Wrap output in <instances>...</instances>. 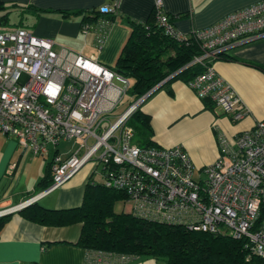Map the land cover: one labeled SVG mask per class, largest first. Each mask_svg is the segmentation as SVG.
<instances>
[{
    "label": "built area",
    "instance_id": "2783aa9c",
    "mask_svg": "<svg viewBox=\"0 0 264 264\" xmlns=\"http://www.w3.org/2000/svg\"><path fill=\"white\" fill-rule=\"evenodd\" d=\"M120 0L100 7L112 12ZM157 22L177 39V31L154 0ZM110 22L101 19L96 45L101 49ZM87 28L84 26L83 31ZM203 66L189 87L196 96L241 120L249 109L213 66L216 55L237 43L264 37V0L234 10L210 26L192 32ZM128 78L95 58L34 34L25 27L0 28V133L14 137L22 151L45 156L51 147L74 141L75 150H58L50 161L51 183L15 206L8 214L36 202L62 186L85 165L91 174L101 166L102 184L125 195L129 213L159 223L226 234L243 239L264 259V119L232 140L219 137L221 153L196 178L182 146H140L128 120L144 101L140 97L111 118L127 93ZM16 163H12L10 169ZM131 256L113 251H86V264H127ZM264 264V261H262Z\"/></svg>",
    "mask_w": 264,
    "mask_h": 264
},
{
    "label": "crops",
    "instance_id": "0c3cea01",
    "mask_svg": "<svg viewBox=\"0 0 264 264\" xmlns=\"http://www.w3.org/2000/svg\"><path fill=\"white\" fill-rule=\"evenodd\" d=\"M0 28L25 27L88 58L111 67L125 43L129 19L146 21L154 0H120L114 20L105 29L101 49L96 45L98 23L86 16L111 0H0ZM163 11L175 29L190 34L215 23L226 14L259 0H162ZM86 32L83 31L82 24ZM228 59L213 61L217 73L235 90L249 113L234 122L217 107L209 108L182 80L156 90L142 109L151 116L152 138L160 147L181 145L199 175L221 153L219 137L232 140L264 119V37L237 43L225 50ZM231 57V58H230ZM172 91L171 93L169 91ZM62 143V142H61ZM60 145L47 155L22 151L14 137L0 133V210L28 199L45 189L50 180V161ZM12 163L16 166L10 169ZM92 167L85 165L67 182L36 202L44 208L64 210L80 206ZM126 209L125 199L121 200ZM19 211V210H18ZM12 212L0 232V264H86V250L77 245L81 223L43 225Z\"/></svg>",
    "mask_w": 264,
    "mask_h": 264
},
{
    "label": "trees",
    "instance_id": "16d2710c",
    "mask_svg": "<svg viewBox=\"0 0 264 264\" xmlns=\"http://www.w3.org/2000/svg\"><path fill=\"white\" fill-rule=\"evenodd\" d=\"M1 4L0 1V8ZM86 16L92 17L94 23L101 19L111 22L115 17L111 12H101L100 8L90 10ZM167 16L171 22L173 17ZM128 21L129 35L111 68L130 81L129 105L143 95H147L146 101L156 90L167 87L174 80H182L188 85L204 69L199 63L192 62L202 53L200 41L192 33L182 39L166 33L157 22L155 9L146 21ZM88 24L85 21L83 28ZM228 56L225 51L220 52L214 60L228 59ZM203 101L212 108L211 101ZM144 102L132 113L128 124L134 128L137 141L143 146H158L152 138L151 116L141 108ZM50 183L51 174L48 185ZM124 198L121 191L89 179L80 206L52 210L33 202L18 212L27 220L43 225L81 223L76 244L86 251L125 253L132 259L143 255L162 259L165 264H262L264 261L246 246L243 239L116 212L115 203ZM11 214L0 216V232Z\"/></svg>",
    "mask_w": 264,
    "mask_h": 264
},
{
    "label": "rangeland",
    "instance_id": "374dc122",
    "mask_svg": "<svg viewBox=\"0 0 264 264\" xmlns=\"http://www.w3.org/2000/svg\"><path fill=\"white\" fill-rule=\"evenodd\" d=\"M196 95V94H195ZM131 97L130 94L127 93L125 94L120 101L116 104L115 109H113L112 113H111V118H115L116 116L120 115L129 105V103L131 102ZM134 142H138L137 141V134L135 132V136H134ZM60 145V150L62 151L61 154L63 156H66L67 154L70 153L71 150H75L77 143L70 140V141H65L59 144ZM138 145L142 146L143 144H141L140 142H138ZM176 146H181L179 144H176ZM100 169L101 166H98L96 171L93 173V178L95 179V181H97L98 183H102L103 182V176L100 174ZM198 167H196V171H195V177L197 178L199 176V172L198 171ZM202 178H204L205 176L203 174L200 175ZM124 207V204L122 201H117L114 205V210L116 212H122ZM127 264H165V262L162 259H155L149 256H139L138 258L136 257L135 259L130 260Z\"/></svg>",
    "mask_w": 264,
    "mask_h": 264
},
{
    "label": "bare ground",
    "instance_id": "6f19581e",
    "mask_svg": "<svg viewBox=\"0 0 264 264\" xmlns=\"http://www.w3.org/2000/svg\"><path fill=\"white\" fill-rule=\"evenodd\" d=\"M110 68H111V67H110ZM143 96H145V99H146L147 95H143ZM145 99H144V100H145ZM129 106H130V105H129ZM129 106H128V107H129ZM25 207H26V206H25ZM23 208H24V207H23ZM21 209H22V208H21ZM2 210H3V209H2ZM19 210H20V209H19ZM8 214H9V213H8ZM4 215H6V214H4Z\"/></svg>",
    "mask_w": 264,
    "mask_h": 264
},
{
    "label": "water",
    "instance_id": "95a60500",
    "mask_svg": "<svg viewBox=\"0 0 264 264\" xmlns=\"http://www.w3.org/2000/svg\"><path fill=\"white\" fill-rule=\"evenodd\" d=\"M158 87V86H157ZM5 214V213H4ZM4 214H1L0 216H3Z\"/></svg>",
    "mask_w": 264,
    "mask_h": 264
}]
</instances>
